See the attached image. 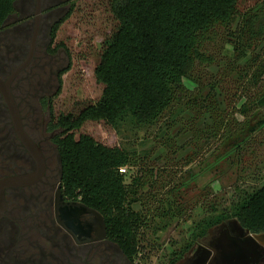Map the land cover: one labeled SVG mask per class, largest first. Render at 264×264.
<instances>
[{
    "label": "trees",
    "instance_id": "16d2710c",
    "mask_svg": "<svg viewBox=\"0 0 264 264\" xmlns=\"http://www.w3.org/2000/svg\"><path fill=\"white\" fill-rule=\"evenodd\" d=\"M14 2L0 0V29L14 12ZM109 7L118 27L95 68V77L103 85L102 96L78 115L60 118L59 125L64 131L56 144L67 194L79 197L85 205L99 211L111 234H121L126 239L127 250L136 243V234L147 222L133 206L158 203L156 196L142 194L146 188L150 192L156 190L155 174L150 170V175H144L134 154L104 146L89 135L75 139L74 132L86 122L101 121L116 128L127 116L139 128H150L178 106L189 108L191 100L187 99L184 80H193L197 67L213 65L215 60L209 48L221 37L234 45L238 60L246 57V49L254 47L255 51L261 47L263 51L246 62L243 70L238 67L231 70L242 84L241 95L245 99L240 109L242 116L246 121L255 118L246 105L248 109L253 105L256 109L264 108V2L259 15L247 17L242 15L240 0H110ZM241 18L244 29L242 35H237L233 28ZM213 91L214 86L210 89ZM211 95L201 102L206 103L205 111L213 124L225 129L228 122L214 117L217 108ZM262 123L246 127V131L241 128L237 144L254 134ZM228 139L231 140L230 134ZM228 143L235 145L233 141ZM122 168H137L129 184L119 172ZM164 185L161 187L165 188ZM159 203L162 218L169 215L175 218L182 210L170 199ZM228 219L236 220L253 235L264 234V186L233 205L230 214L199 223L200 234L193 235L195 240ZM182 256L183 253L179 254L170 264H176Z\"/></svg>",
    "mask_w": 264,
    "mask_h": 264
},
{
    "label": "rangeland",
    "instance_id": "374dc122",
    "mask_svg": "<svg viewBox=\"0 0 264 264\" xmlns=\"http://www.w3.org/2000/svg\"><path fill=\"white\" fill-rule=\"evenodd\" d=\"M109 2L64 0L65 20L58 27L56 37L69 51L71 66L62 77V89L54 101L57 118L78 115L102 96L103 85L95 77V68L118 27ZM263 2L240 0L242 15H259ZM243 29L241 18L233 31L240 35ZM214 44L209 48L215 60L213 65L197 67L193 80H184L187 99L191 100L189 108L178 106L150 128H139L127 116L116 128L101 121L86 122L74 132L75 139L89 135L104 146L134 154L142 164L144 175H150V170L155 174L156 190L150 192L146 188L142 194L156 196L158 203L133 206L136 213L147 219L138 232L139 264H170L176 256L185 254L188 246L194 253L209 238L207 233L195 240L193 235L200 234L199 223L230 214L233 205L264 186V108L256 109L253 105L248 109L246 105L255 118L248 121L243 118L240 109L245 99L241 95V80L231 73L237 67L243 70L246 62L263 51L261 47L255 51L254 47L246 49V57L238 60L234 45L223 37ZM212 86L216 91L210 92ZM209 93L216 103L214 117L220 116L228 122L225 129L215 126L205 111L206 103L201 100ZM259 121L263 123L256 132L237 144L241 128L245 127L246 131V127H253ZM229 134L231 140H227ZM228 141L235 145L227 144ZM123 169L125 183L129 184L137 168ZM169 199L182 210L175 218L170 215L162 218L159 202Z\"/></svg>",
    "mask_w": 264,
    "mask_h": 264
},
{
    "label": "flooded vegetation",
    "instance_id": "af4514ba",
    "mask_svg": "<svg viewBox=\"0 0 264 264\" xmlns=\"http://www.w3.org/2000/svg\"><path fill=\"white\" fill-rule=\"evenodd\" d=\"M65 8L64 0H15L14 12L0 29V83L7 85L20 126L44 167L35 181L4 191L0 264H139V234L125 250L126 239L111 234L105 217L64 188L56 144L64 130L54 101L71 66L69 51L56 37ZM16 126L0 89V182L38 170L39 155L20 140ZM208 234L176 264H223V248L242 233L230 220ZM262 249L257 262L248 258L250 264H264Z\"/></svg>",
    "mask_w": 264,
    "mask_h": 264
},
{
    "label": "water",
    "instance_id": "95a60500",
    "mask_svg": "<svg viewBox=\"0 0 264 264\" xmlns=\"http://www.w3.org/2000/svg\"><path fill=\"white\" fill-rule=\"evenodd\" d=\"M0 89L11 111L12 118L15 124L17 125L16 131H17V134L20 140L33 154L39 155V156H36L37 161H38L37 173L28 175V176H23V177H11V178L5 179L0 182V219H1V217L4 214V210H5V200H4L5 189L23 186V185H26V184H29L35 181V179L40 174L43 173L44 167H43L40 154L37 152V149L32 144V142L24 134L20 126L19 114L15 106V103L12 100V97L7 89V85L0 83ZM232 222L236 225V227L242 234H238L239 236L238 240L232 243H227V246L223 248L221 263L228 262V264H250L248 260L250 256L254 258V262H257L259 260L260 250L264 248V234H259V235L248 234L249 232L245 231L238 224L236 220H232ZM205 263L206 261L204 262V264ZM251 263H253V261Z\"/></svg>",
    "mask_w": 264,
    "mask_h": 264
},
{
    "label": "built area",
    "instance_id": "2783aa9c",
    "mask_svg": "<svg viewBox=\"0 0 264 264\" xmlns=\"http://www.w3.org/2000/svg\"><path fill=\"white\" fill-rule=\"evenodd\" d=\"M119 172H120L121 174H124V173L126 172V170L122 168V169L119 170Z\"/></svg>",
    "mask_w": 264,
    "mask_h": 264
}]
</instances>
